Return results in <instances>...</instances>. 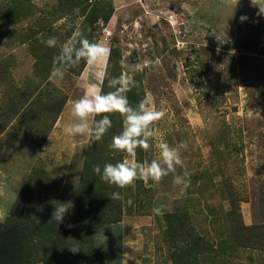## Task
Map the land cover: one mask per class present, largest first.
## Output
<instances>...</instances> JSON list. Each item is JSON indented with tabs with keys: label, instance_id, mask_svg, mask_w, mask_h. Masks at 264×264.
Segmentation results:
<instances>
[{
	"label": "rangeland",
	"instance_id": "obj_1",
	"mask_svg": "<svg viewBox=\"0 0 264 264\" xmlns=\"http://www.w3.org/2000/svg\"><path fill=\"white\" fill-rule=\"evenodd\" d=\"M27 1L32 17L0 25V221L15 201L27 203L36 218L32 233L41 240V258L33 264H175L174 252L196 238L201 253L189 264H264V0H105L112 14L93 34L119 52L114 77L131 76L141 100L151 94L154 106L166 109L142 162L158 157L160 139L185 143L177 173L187 171L190 183L181 193L173 174L159 183L137 180L120 189L122 197L135 199L120 201L119 221L81 226L83 236L67 230V222L88 137L64 128L75 120L73 102L85 91L99 92L108 53L96 64L86 61L78 75L77 64L63 59L56 68L63 75L54 69L41 82L26 110L57 91L66 100L53 123L13 113L15 101L33 90L26 35L34 19L52 33H69V40L82 22L79 14L54 15L62 0ZM6 2L12 0H0V7ZM136 63L147 66L135 72ZM109 150L119 161L130 158ZM161 204L163 214H154ZM60 206L68 209L61 222L53 218ZM165 213L177 215L181 235L178 228L167 232ZM233 220L251 228L247 246L231 236Z\"/></svg>",
	"mask_w": 264,
	"mask_h": 264
},
{
	"label": "trees",
	"instance_id": "obj_2",
	"mask_svg": "<svg viewBox=\"0 0 264 264\" xmlns=\"http://www.w3.org/2000/svg\"><path fill=\"white\" fill-rule=\"evenodd\" d=\"M112 5L109 1L105 0H62L61 4H58L54 10V15L61 17L59 12H66L68 14L82 15V22L80 24L78 32L75 34V38L70 40H78L81 37L87 38L89 41L97 42L95 32L99 21L104 25L108 22L112 14ZM34 15L33 9L30 8L27 0H12L10 3H4L0 7V25H13L23 18H30ZM34 27H29V33L26 35L30 40L31 53L34 56V80H32V92L26 96L18 98V102L15 101L16 110L22 114L23 117L30 119H44L51 117V123H53L60 113L64 102L65 96H61L57 91L49 92L47 99L43 100L36 106L33 111L26 110L28 104H33L36 100L33 97L37 93L39 85L51 74V72L60 67L62 58V48L58 47L63 45V40L69 41V33L61 34L56 31L52 33L49 26H45L40 18H36L33 21ZM51 23L48 21V24ZM45 30V31H44ZM40 35H37V34ZM80 34L79 36L77 34ZM50 37L56 39V45L49 47L42 42L48 40ZM78 46V45H77ZM119 56V52H116L114 46L110 47V51L107 54V60L103 72L102 82L100 84L99 92L108 93L115 91L116 89L109 85V80L114 77L115 74V60ZM86 60L81 59L77 62V67L74 70V74L78 75ZM106 73V74H105ZM119 76V74H118ZM110 78V79H109ZM127 96L129 104L132 107H137L141 101L142 94L139 92L136 84L130 88V90L124 93ZM29 97H32L29 99ZM60 97V98H59ZM25 98V99H22ZM30 100V101H29ZM13 110V109H12ZM10 110V112L12 111ZM12 113V114H13ZM112 126L108 129L102 139L95 141H87L85 155L82 161L81 170L78 178V184L76 191L71 201L70 219L67 222V230L70 232L84 235L81 230V226L91 223L93 226L101 224H110L119 221L121 216L120 201L123 199L135 198L132 196H123V199H111L113 192L121 193V188L115 185H109L102 181L99 175L93 171V165H99L103 168L106 163H116L120 158L113 154V151L109 150L113 135H116L122 130V116L118 112L108 114ZM14 116V115H13ZM96 120L101 119L100 116L95 117ZM118 153V152H117ZM142 148L136 150V159L142 162ZM141 181V180H138ZM138 188V187H137ZM25 204V206H24ZM5 221H0V264H33L37 260H40L39 249L41 248V240L36 238L32 231L33 224L36 218L32 214L25 210L27 203L23 200H17L12 205ZM177 215L172 213H165V221L167 223V232L171 229H179V235L183 232L182 222L176 219ZM80 221L77 224L76 220ZM75 220V221H74ZM179 225H177V224ZM76 229V230H75ZM231 236H234L240 245L247 246V243L251 240V228L242 225L240 222L233 220L232 225L228 228ZM77 231V232H75ZM184 238V236H183ZM257 236L254 237L256 241ZM201 241L200 238L192 239V243L174 252L173 260L175 264H189L188 259L201 253ZM238 243V244H239ZM223 247V245H222ZM46 262V260H45Z\"/></svg>",
	"mask_w": 264,
	"mask_h": 264
},
{
	"label": "clouds",
	"instance_id": "obj_3",
	"mask_svg": "<svg viewBox=\"0 0 264 264\" xmlns=\"http://www.w3.org/2000/svg\"><path fill=\"white\" fill-rule=\"evenodd\" d=\"M252 3L255 4L254 0ZM259 11L260 14H264V8L259 6ZM240 19L244 21L247 17L241 16ZM42 42L49 47L55 46L57 43L54 37H50L46 41L42 40ZM109 51L103 44L81 37L78 40H69L62 46V58L72 64L81 59L90 64H96ZM146 66V63H136L131 66V70L143 71ZM56 75L62 76V70L56 69ZM109 85L116 90L106 94L85 91L73 102L71 114L75 120L64 128V132L71 136L81 135L88 137L89 140L98 141L112 126L108 114L118 112L123 117L122 131L113 135L110 147L113 150L127 153L130 158L116 163H106L103 168L94 164L92 166L94 173L99 175L102 181L121 189L133 185L137 180H142L145 183L149 180L159 183L165 176L173 174L172 184L179 187L183 193L190 183L189 173L187 171L177 173V166L184 167L180 150L186 149L187 144L171 146L160 139L155 145L159 151L157 158L143 162L135 158L137 148L147 151L152 146L150 141L156 135L153 125L165 117L166 109H157L153 104L151 94L146 95L137 107H132L124 93L134 85V80L127 74L112 78L109 80ZM97 116H100L101 119L96 120ZM110 198L123 199L119 192H113ZM127 203L131 205V199ZM164 207L163 204L155 206L153 213L163 214ZM67 211L68 209L63 206L55 207L53 218L61 222ZM71 250L79 251L78 248Z\"/></svg>",
	"mask_w": 264,
	"mask_h": 264
},
{
	"label": "crops",
	"instance_id": "obj_4",
	"mask_svg": "<svg viewBox=\"0 0 264 264\" xmlns=\"http://www.w3.org/2000/svg\"><path fill=\"white\" fill-rule=\"evenodd\" d=\"M50 138V137H47V139Z\"/></svg>",
	"mask_w": 264,
	"mask_h": 264
}]
</instances>
